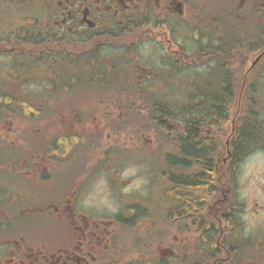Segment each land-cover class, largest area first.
<instances>
[{
	"label": "flooded vegetation",
	"instance_id": "obj_1",
	"mask_svg": "<svg viewBox=\"0 0 264 264\" xmlns=\"http://www.w3.org/2000/svg\"><path fill=\"white\" fill-rule=\"evenodd\" d=\"M149 261L264 264V0H0V264Z\"/></svg>",
	"mask_w": 264,
	"mask_h": 264
},
{
	"label": "clouds",
	"instance_id": "obj_2",
	"mask_svg": "<svg viewBox=\"0 0 264 264\" xmlns=\"http://www.w3.org/2000/svg\"><path fill=\"white\" fill-rule=\"evenodd\" d=\"M138 171L137 168L131 167L128 169H125L124 172L122 173L123 177H127L130 175H135L136 172ZM102 183V181H100ZM147 183V180L143 176H136V178L132 181L131 184H129L127 187L122 189L124 193H128L130 190H141L142 186ZM92 197L89 195L84 201H83V206L89 207L92 206ZM102 205L104 208H106L108 211H115L116 206L113 201L104 199L102 201ZM245 222H246V228H252L254 227V224L249 220L247 216H245Z\"/></svg>",
	"mask_w": 264,
	"mask_h": 264
},
{
	"label": "trees",
	"instance_id": "obj_3",
	"mask_svg": "<svg viewBox=\"0 0 264 264\" xmlns=\"http://www.w3.org/2000/svg\"><path fill=\"white\" fill-rule=\"evenodd\" d=\"M23 103H24V100H12L11 101V107L13 108V112L16 114L23 112V110H22L23 109ZM163 111H166V110H163ZM261 130H262V123L260 121H257V118H256V120L254 121L253 129L250 131L248 129V131H246V135L254 137V140H251L248 142L247 141L248 139H245L246 143L254 142L253 144L255 145L262 135Z\"/></svg>",
	"mask_w": 264,
	"mask_h": 264
},
{
	"label": "rangeland",
	"instance_id": "obj_4",
	"mask_svg": "<svg viewBox=\"0 0 264 264\" xmlns=\"http://www.w3.org/2000/svg\"><path fill=\"white\" fill-rule=\"evenodd\" d=\"M174 88L175 89H177V84H175V86H174ZM129 91V96L128 97H130V98H133L134 97V95H131V94H133V93H135V89H130V90H128ZM131 93V94H130ZM174 95H177L176 97H177V102H179V100H182L181 99V94H178L177 93V91H174ZM174 101V100H173ZM173 101H172V103H173ZM174 103H175V101H174ZM130 166V165H129ZM131 167H133V166H130L129 168H131ZM135 168H137L138 170L140 169L139 167H135ZM128 178H129V176H128ZM145 179L147 180V178L145 177ZM144 186V185H143ZM142 186V187H143ZM138 191H140V190H130L128 193H133V192H138ZM134 234V236H135V238H138L137 239V241H134V243L136 244L135 245V247H134V250L131 252V254H130V256H134V254H135V252H137L138 251V249H137V246H140L139 245V243H140V237H142V233H141V231L139 230V229H137V230H135L134 232H132V233H128V234H125V239H126V241L127 240H131V236ZM136 234V235H135ZM164 236H166V233L164 234ZM125 248V247H124ZM126 250H129V249H126ZM145 258V257H144ZM153 258V257H152ZM144 260L145 259H143L142 261L144 262ZM123 264V263H122ZM126 264H129V263H126ZM132 264V263H131ZM135 264H141V263H135ZM148 264H153L151 261H149V263Z\"/></svg>",
	"mask_w": 264,
	"mask_h": 264
}]
</instances>
